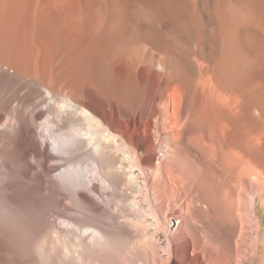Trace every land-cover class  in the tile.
<instances>
[{
  "label": "bare ground",
  "instance_id": "bare-ground-1",
  "mask_svg": "<svg viewBox=\"0 0 264 264\" xmlns=\"http://www.w3.org/2000/svg\"><path fill=\"white\" fill-rule=\"evenodd\" d=\"M0 168L29 264H264V0H0Z\"/></svg>",
  "mask_w": 264,
  "mask_h": 264
},
{
  "label": "clouds",
  "instance_id": "clouds-1",
  "mask_svg": "<svg viewBox=\"0 0 264 264\" xmlns=\"http://www.w3.org/2000/svg\"><path fill=\"white\" fill-rule=\"evenodd\" d=\"M40 226L39 208L19 199L6 175H0V248L11 250L16 264H29L33 238Z\"/></svg>",
  "mask_w": 264,
  "mask_h": 264
},
{
  "label": "rangeland",
  "instance_id": "rangeland-1",
  "mask_svg": "<svg viewBox=\"0 0 264 264\" xmlns=\"http://www.w3.org/2000/svg\"><path fill=\"white\" fill-rule=\"evenodd\" d=\"M50 149H52V147ZM256 218H261L263 220V225H264V209L262 207H259L257 209V211H256Z\"/></svg>",
  "mask_w": 264,
  "mask_h": 264
}]
</instances>
